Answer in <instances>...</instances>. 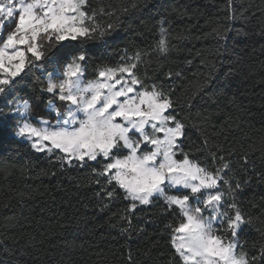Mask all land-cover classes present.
Returning a JSON list of instances; mask_svg holds the SVG:
<instances>
[{
  "label": "snow or ice",
  "instance_id": "1",
  "mask_svg": "<svg viewBox=\"0 0 264 264\" xmlns=\"http://www.w3.org/2000/svg\"><path fill=\"white\" fill-rule=\"evenodd\" d=\"M226 5L228 23L208 34L217 41L218 54L228 51L233 33L245 34L238 22L248 19L235 0ZM151 6L152 0L108 7L91 0H0V98L6 99V114L28 117L15 135L61 172L87 170L101 211L124 201L112 227L128 240L145 232L134 226L138 210L162 201L161 212L169 219L160 234L167 235L170 249L163 264H264V226L256 223L264 216V204L260 216L244 210L239 198L250 179L234 170L237 150L203 135L210 117L199 102L212 87L216 66L192 90L178 95L172 85L183 79L181 70L169 69L164 80L141 73L148 51L129 55L125 47L118 62L89 63L83 45L108 42L126 20ZM139 23L147 27L143 17ZM166 23L159 21L152 48L161 60L171 50ZM259 35L264 37V29ZM48 64L52 71L36 76L31 102L8 99L26 75ZM45 98L43 114L32 116ZM193 131L201 136L193 139ZM255 151L250 146L238 157L239 171L249 176L256 174ZM260 151L264 159V147ZM258 175L264 180V173ZM252 229L258 239L249 246L245 237ZM127 264H137L131 249Z\"/></svg>",
  "mask_w": 264,
  "mask_h": 264
},
{
  "label": "trees",
  "instance_id": "2",
  "mask_svg": "<svg viewBox=\"0 0 264 264\" xmlns=\"http://www.w3.org/2000/svg\"><path fill=\"white\" fill-rule=\"evenodd\" d=\"M91 2L108 7L120 6L125 0ZM226 6V0H152L151 11L126 20L108 42H88L83 47L90 65L118 62L125 47L129 55L137 50L150 52V57H144L141 73L147 71L164 80L163 73L169 69L181 70L183 79L172 85L180 90L178 95L192 90L215 65L216 78L199 102V108L210 117L203 135L225 149L235 147L234 170L250 179L239 202L244 210L260 216L259 206L264 204V180L258 175L264 173L260 151L264 147V37L259 32L264 29V0H235L236 8L248 17L238 22L245 34L233 33L228 51L218 54L217 41L208 34L228 23ZM141 17L147 27L139 23ZM161 20L167 21L171 48L163 60L152 52ZM48 71H52L50 64L35 75H26L8 99L31 102L36 76L44 78ZM46 104L47 99H41L31 115L38 118ZM7 111L6 99L0 98V260L4 264H127L129 249L137 264H163L170 249L167 235L160 234L169 219L161 212L162 201L160 206L138 210L134 226L145 228V232L133 233L128 240L112 227L125 202L115 201L101 211L97 186L89 183L88 171L54 168L47 157L14 136L21 119ZM191 135L197 139L201 133L193 131ZM250 146L256 149L252 156L256 174L249 176L239 171L238 157ZM42 171H55L56 175ZM256 223L264 226V216ZM245 238L250 246L258 234L252 229Z\"/></svg>",
  "mask_w": 264,
  "mask_h": 264
},
{
  "label": "rangeland",
  "instance_id": "3",
  "mask_svg": "<svg viewBox=\"0 0 264 264\" xmlns=\"http://www.w3.org/2000/svg\"><path fill=\"white\" fill-rule=\"evenodd\" d=\"M57 76H58V74H57ZM59 78V77H58ZM18 103H20V104H22L23 102H18ZM18 118H20L21 120L22 119H27L28 117H21L19 114H15ZM14 136L16 137V138H18L15 134H14ZM19 139V138H18Z\"/></svg>",
  "mask_w": 264,
  "mask_h": 264
}]
</instances>
